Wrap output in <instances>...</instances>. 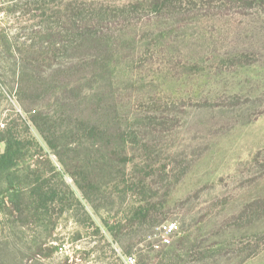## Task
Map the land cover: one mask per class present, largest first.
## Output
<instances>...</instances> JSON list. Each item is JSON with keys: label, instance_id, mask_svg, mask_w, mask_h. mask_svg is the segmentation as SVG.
<instances>
[{"label": "rangeland", "instance_id": "obj_1", "mask_svg": "<svg viewBox=\"0 0 264 264\" xmlns=\"http://www.w3.org/2000/svg\"><path fill=\"white\" fill-rule=\"evenodd\" d=\"M95 59L107 81L91 65L64 80L86 97L111 85L134 131L125 176L88 203L64 175L80 205L13 226L0 215V264H264V0H0V122L17 124L33 160L62 170L23 123L44 101L37 91L20 104L22 74ZM145 205L148 219H129Z\"/></svg>", "mask_w": 264, "mask_h": 264}, {"label": "trees", "instance_id": "obj_2", "mask_svg": "<svg viewBox=\"0 0 264 264\" xmlns=\"http://www.w3.org/2000/svg\"><path fill=\"white\" fill-rule=\"evenodd\" d=\"M34 54L31 60L36 63L32 64L38 66L37 63L46 59L47 52L40 48ZM23 62L27 68L28 62ZM88 65L93 66L92 73L99 78L96 83L107 81L101 76L107 75L108 67L96 59L86 64L77 63L70 68L60 65L48 77L32 79L22 74L24 77L20 79L17 92L20 104H32L25 96L37 91L44 101L26 110L27 118L23 123L26 127H33L42 137L61 165L62 172L47 158L37 157L33 160L36 156L29 155L30 140L17 136L15 122L4 124L0 130V142L4 145L0 153V215L12 226L17 219L22 223L40 222L52 217L55 208L60 213L80 205L70 186L63 180L64 175L72 179L88 203H91L92 196L103 193L104 180L114 175L125 176L131 159L127 147L129 142H135L134 131L128 130V125L124 124L126 120L120 121L116 101L108 97L113 93L111 85H105L101 91L86 97V90L81 84H70L64 80L74 73H83ZM88 82L96 85L93 81ZM115 181L112 182L113 187L125 183L123 180L119 183ZM130 185L132 183L127 184L126 189H130ZM140 185L142 189L144 182ZM121 193L126 195L125 188ZM151 212V205L138 206L129 219L144 221ZM123 221L114 226L120 227ZM114 226L109 225L108 231H112ZM160 241L151 244L152 251ZM163 247L159 249L160 252ZM172 257H176L175 250L171 253Z\"/></svg>", "mask_w": 264, "mask_h": 264}, {"label": "built area", "instance_id": "obj_3", "mask_svg": "<svg viewBox=\"0 0 264 264\" xmlns=\"http://www.w3.org/2000/svg\"><path fill=\"white\" fill-rule=\"evenodd\" d=\"M0 128L1 129L4 128V124L2 122H0ZM162 229H163V234H165V236H163L162 240H163V242L166 243L165 245H169V243L171 241V237L177 232L178 228L175 224H169V225L163 227ZM160 246H161L160 243H157L154 245V249L159 250ZM124 262H125V264H136V260L133 256H126L124 258Z\"/></svg>", "mask_w": 264, "mask_h": 264}]
</instances>
